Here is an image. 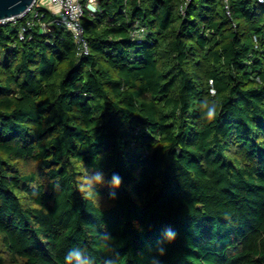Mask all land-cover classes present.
<instances>
[{
    "label": "trees",
    "instance_id": "obj_1",
    "mask_svg": "<svg viewBox=\"0 0 264 264\" xmlns=\"http://www.w3.org/2000/svg\"><path fill=\"white\" fill-rule=\"evenodd\" d=\"M98 7L0 28V264H264V4Z\"/></svg>",
    "mask_w": 264,
    "mask_h": 264
},
{
    "label": "built area",
    "instance_id": "obj_2",
    "mask_svg": "<svg viewBox=\"0 0 264 264\" xmlns=\"http://www.w3.org/2000/svg\"><path fill=\"white\" fill-rule=\"evenodd\" d=\"M47 2L57 10L51 11L53 18L50 22H44V13L36 11V6ZM259 3L264 4V0H258ZM98 0H36V2L27 10L26 13L19 16L5 18L0 20V28L8 25L17 24L21 21L19 29V38L24 40L27 37H32L33 30L39 26L42 33L45 35L53 34V27L63 28L69 32L78 45L79 55H88L89 46L85 37L83 20L86 12L92 14L98 11ZM144 29H137L133 32L136 38L142 37Z\"/></svg>",
    "mask_w": 264,
    "mask_h": 264
},
{
    "label": "clouds",
    "instance_id": "obj_3",
    "mask_svg": "<svg viewBox=\"0 0 264 264\" xmlns=\"http://www.w3.org/2000/svg\"><path fill=\"white\" fill-rule=\"evenodd\" d=\"M211 85H214V81L211 82L210 86ZM210 94L215 95V88L214 87H210ZM216 114H217L216 113V106H212V107L208 108V110L205 114V117L208 120H213V119H215ZM95 182L101 183L102 182L101 176L97 175L95 178ZM120 183H121L120 179H114L112 182V186L113 187H119ZM112 195L114 196V194H112ZM167 239L169 241H173L175 239V235L172 232H168ZM68 257L70 259L74 260L75 264H92L91 261L82 259V252L79 248L71 249L68 253Z\"/></svg>",
    "mask_w": 264,
    "mask_h": 264
},
{
    "label": "water",
    "instance_id": "obj_4",
    "mask_svg": "<svg viewBox=\"0 0 264 264\" xmlns=\"http://www.w3.org/2000/svg\"><path fill=\"white\" fill-rule=\"evenodd\" d=\"M36 2V0H0V20L19 16Z\"/></svg>",
    "mask_w": 264,
    "mask_h": 264
},
{
    "label": "rangeland",
    "instance_id": "obj_5",
    "mask_svg": "<svg viewBox=\"0 0 264 264\" xmlns=\"http://www.w3.org/2000/svg\"><path fill=\"white\" fill-rule=\"evenodd\" d=\"M40 5L43 6V7H46L48 10H51L52 9V6L49 5V4H44V3L41 2Z\"/></svg>",
    "mask_w": 264,
    "mask_h": 264
},
{
    "label": "crops",
    "instance_id": "obj_6",
    "mask_svg": "<svg viewBox=\"0 0 264 264\" xmlns=\"http://www.w3.org/2000/svg\"><path fill=\"white\" fill-rule=\"evenodd\" d=\"M44 4H48L47 2H44ZM53 10V12L54 11H56L57 9L56 8H53V9H51L50 11H52Z\"/></svg>",
    "mask_w": 264,
    "mask_h": 264
}]
</instances>
